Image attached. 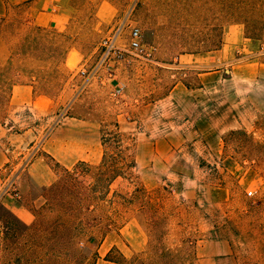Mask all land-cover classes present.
<instances>
[{"label":"rangeland","instance_id":"374dc122","mask_svg":"<svg viewBox=\"0 0 264 264\" xmlns=\"http://www.w3.org/2000/svg\"><path fill=\"white\" fill-rule=\"evenodd\" d=\"M53 1L56 26L34 24L27 2L0 16V182L17 189L62 129L98 150L92 167L118 151L135 167L110 185L111 205L68 212L75 164L46 157L55 182L27 181L19 200L32 224L0 200V264H92L108 225L103 264H264V0ZM118 27L122 58L86 82ZM68 220L85 223L83 255L66 249ZM112 241L124 252L105 253Z\"/></svg>","mask_w":264,"mask_h":264},{"label":"crops","instance_id":"0c3cea01","mask_svg":"<svg viewBox=\"0 0 264 264\" xmlns=\"http://www.w3.org/2000/svg\"><path fill=\"white\" fill-rule=\"evenodd\" d=\"M51 1L52 0H0V16H4L6 14L10 5L14 6L27 2L30 6V15L34 24L45 27L56 26L61 22L60 5L55 1ZM62 130L63 132L65 130L68 136L61 137V139L58 140L54 135L52 140L50 139L47 141L46 145L43 146L45 156L42 154L37 157L24 170V173L18 177V199L5 197L1 200L3 206L10 213V215L24 225H30L34 220L32 212L21 204V201H19L22 196L26 194L25 183H27V181H31L36 186L48 187L56 180V173L45 162L46 157L52 158L56 163L68 168L80 161L90 163L91 160H95V157L97 156L98 150L96 148L91 150V144L88 142L85 143L82 138H79L81 136L79 131L73 129ZM75 133L77 135L76 140L72 137ZM109 238V234H107L98 246L96 251L98 258L95 264L104 263L101 259L103 256L101 255V249L105 246V243ZM113 248L118 251L120 250V252H124L118 241H112L106 247L105 253Z\"/></svg>","mask_w":264,"mask_h":264},{"label":"trees","instance_id":"16d2710c","mask_svg":"<svg viewBox=\"0 0 264 264\" xmlns=\"http://www.w3.org/2000/svg\"><path fill=\"white\" fill-rule=\"evenodd\" d=\"M108 134L107 136H109ZM106 135L101 136V145L105 146V142L109 139H105ZM119 135H111L110 138L116 141V144L120 142ZM117 149L119 148V145H117ZM127 157L124 155L123 152L118 151L116 154H108L104 152L101 161L99 164L95 167H92L87 162H77L71 172L66 173V182L70 181V187H69V194L75 193L77 196V204L76 206H67L68 212H72V207L76 210L80 207H83V203L86 204V210H89L91 207L90 212H94L95 209L97 210V207H100V203H106L107 205L112 204V200L108 199V193H109V187L113 183L114 180L117 178H124V175L126 174L124 170L134 168L135 163L133 160L129 161V163L126 161ZM81 176L83 178H86L87 176L90 178L89 182L86 181H79L78 177ZM60 190V188H59ZM58 190V191H59ZM105 190V191H104ZM50 192L55 193L57 192V187L53 186L50 188ZM123 200H125L124 197ZM31 211V210H30ZM32 212V211H31ZM97 225L100 222L99 217H95L92 219V222H96ZM85 223L80 220L78 222V226L74 224V222H65L64 226V233H65V242H66V249L68 252H71L76 254L77 256L84 254V247L83 244L80 241V235H83L85 233ZM110 231V226H106L104 232L102 233V238L97 241L95 244L96 247L100 244V241L103 240L106 234H108ZM89 241H94L93 236H90ZM114 249V248H113ZM122 261L126 263V259H124L120 255ZM96 258H98L97 253H94V261L92 264H95ZM108 263L111 264H120V261L106 259L105 260ZM83 264V262L81 263Z\"/></svg>","mask_w":264,"mask_h":264},{"label":"built area","instance_id":"2783aa9c","mask_svg":"<svg viewBox=\"0 0 264 264\" xmlns=\"http://www.w3.org/2000/svg\"><path fill=\"white\" fill-rule=\"evenodd\" d=\"M121 27L115 29L108 36L104 37L98 45V54L99 58L94 67L87 71L82 69L80 71V75L85 79L86 82L95 78L99 73L100 69H103L105 73H107L108 77H110V66L111 62L115 59H121L122 54L120 49L116 46L117 39L120 35ZM140 34L138 29L134 28L130 31V43L129 48L131 50L137 51L140 49ZM121 89L115 91V93H119ZM251 194V193H249ZM4 197H11L13 199H18V190L15 186V176H12L8 181L4 183L0 182V200Z\"/></svg>","mask_w":264,"mask_h":264}]
</instances>
